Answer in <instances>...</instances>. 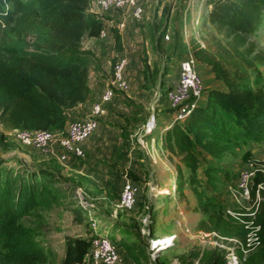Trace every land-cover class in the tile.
I'll return each mask as SVG.
<instances>
[{
    "label": "rangeland",
    "instance_id": "rangeland-1",
    "mask_svg": "<svg viewBox=\"0 0 264 264\" xmlns=\"http://www.w3.org/2000/svg\"><path fill=\"white\" fill-rule=\"evenodd\" d=\"M138 1L144 9L141 21L133 19L131 9L102 11L96 0H88L86 7L87 13L103 21L102 31L107 36L102 37L101 31L96 37L85 36L82 40L81 51L91 59L92 95L89 102L74 109L69 124L91 116L94 105L102 102L106 90L112 89L116 61L123 57L128 60L125 75L129 89L113 90L112 100L103 103L104 112L97 118V131L87 140L91 144L95 141L98 147L87 150L83 144L84 157L70 156L60 162L22 145L14 138L19 128L0 123L4 145L0 144V161L5 168L20 173L48 168L58 175L61 187L74 189L63 207L38 209L21 225L36 248L43 251L40 264H64L68 238L88 240L94 235L107 236L112 241L141 240L149 253V240L174 236L172 246L156 254L159 264H186L182 258L191 254L190 264H204L214 257L224 264H264L260 259L264 232L259 221L264 182L257 181H263L264 141L222 153L212 152V146H200L195 152L168 148L163 143L176 116L166 94L178 83L181 63L190 55L203 84L201 100L205 101L212 88L226 89L216 79L215 69L220 66L230 71L243 66L251 74V86L264 88V21L256 37L244 43L235 36L227 38L217 27L205 25L204 7L194 14V20H189L188 15L186 19L179 17L178 12L187 10L189 14L195 10L196 0L186 4V0ZM115 30L123 38L122 52L115 48ZM45 32V23L24 10L18 11L14 23L0 20V104L10 92L8 82L21 64L23 52L33 50L36 35L43 36ZM190 165L197 166V183L179 190L180 176L187 180L193 176ZM213 166L227 169L228 173L210 180L206 171ZM248 168L255 173L251 191L260 190L249 199L239 189L240 174ZM127 180L139 189L131 211L119 207ZM80 186L89 188L87 194L95 197L92 200L96 204L94 209H82V223L71 211L79 206L80 199L75 194ZM214 206L222 209L226 219L243 227L244 237L210 230L206 220ZM117 248L122 264H134L121 247ZM0 252L4 253L1 245ZM84 261L89 263L90 252Z\"/></svg>",
    "mask_w": 264,
    "mask_h": 264
},
{
    "label": "trees",
    "instance_id": "trees-1",
    "mask_svg": "<svg viewBox=\"0 0 264 264\" xmlns=\"http://www.w3.org/2000/svg\"><path fill=\"white\" fill-rule=\"evenodd\" d=\"M207 1L211 10L205 25L223 30L227 38L235 36L247 43L256 37L263 25L264 0ZM38 3L42 6L36 7ZM87 5L88 0H34L27 3L0 0V20L14 23L18 11L24 10L44 22L46 27L43 36L36 35L38 40L34 49L23 52L17 72L9 79L10 92L0 104V123L5 127L65 132L72 123L69 124L75 115L74 109L89 102L92 95L89 86L91 59L81 51V44L85 36L100 34L103 21L87 13ZM114 32L115 48L122 52V35L118 30ZM215 75L226 89H210L205 101L201 100L185 121L173 122L163 137L168 148L196 152L200 146H212V152L222 153L226 149L264 141V88L251 86V74L243 66L232 71L220 66L215 69ZM0 144L3 145L1 140ZM190 166L193 176L187 180L181 175L179 190L197 183L194 176L197 166ZM227 173V169L215 166L206 171L210 180L215 179V175ZM59 180L48 168L20 173L5 168L0 161V245L4 251L0 252V264H40L43 251L36 248L21 221L33 216L38 209L50 211L65 205L74 189L68 191L61 187ZM262 180L257 181L264 182V175ZM252 194L255 197L256 191ZM71 211L76 214L77 221H84L80 206ZM206 221L210 230L225 236L242 238L245 235L243 227L226 219L220 207L214 206ZM259 221L264 232V202ZM92 239L68 238L64 264H87L84 258L91 250ZM114 242L134 264L151 263L148 246L141 240L121 238ZM192 257L193 254L182 259L190 264ZM260 259L264 260V249ZM155 261L159 264L157 259ZM204 264L224 262L214 257Z\"/></svg>",
    "mask_w": 264,
    "mask_h": 264
},
{
    "label": "built area",
    "instance_id": "built-area-1",
    "mask_svg": "<svg viewBox=\"0 0 264 264\" xmlns=\"http://www.w3.org/2000/svg\"><path fill=\"white\" fill-rule=\"evenodd\" d=\"M97 7L105 12L113 10H132V17L136 21H141L144 15V9L138 0H96ZM124 27V24H121ZM106 33L102 31V37ZM127 58H120L113 68L112 89L106 90L102 96V102L96 103L93 107L91 116L72 122L65 132H54L50 130H21L14 131L16 141L24 146L30 147L46 156L55 157L60 162H65L70 156L82 158L85 151L82 147L99 127L97 118L103 114V103L110 102L114 96L115 89L127 91L129 83L126 79ZM195 60L190 55L181 63V72L178 83L167 93V100L172 109L175 110V121H184L191 111L201 101L203 84L195 68ZM264 173V170H262ZM255 173L250 168L241 172L239 177V189L244 198L249 199L253 191L251 184ZM256 192H260L257 188ZM138 187L127 180L123 186L119 207L125 211L134 209ZM76 198L79 196V205L82 209H87L80 194L76 192ZM256 195V194H255ZM173 237V238H172ZM174 241V236L163 237L161 239L149 240V256L151 261H155L156 254L162 249L171 245L170 240ZM173 244V243H172ZM88 264H122V258L114 241L103 235H94L91 240L90 261Z\"/></svg>",
    "mask_w": 264,
    "mask_h": 264
},
{
    "label": "crops",
    "instance_id": "crops-1",
    "mask_svg": "<svg viewBox=\"0 0 264 264\" xmlns=\"http://www.w3.org/2000/svg\"><path fill=\"white\" fill-rule=\"evenodd\" d=\"M188 1L189 0H186V2L184 4H186ZM188 5H190V2H189ZM194 7H195V10H191L189 14H188V11L187 10H185V12H181V13L178 12L179 17H181V18L184 17V19H186L187 18V15H188L189 16V20H191V19L194 20V14L196 15L198 13V11H201L203 9V7L206 8L205 11H206L207 14L211 10V6L209 5V3H208L207 0H196L194 2ZM161 15H163V11H162V14ZM83 144H84V147L87 150L91 149V147H96V146L98 147V145H97V143L95 141H93L92 144L89 143V142H87V141L84 142ZM88 189H89L88 187H81L80 186V187H78L77 192L80 194L83 202L88 206L87 208H89L91 210V209H94V207H96V204H94V201H93L95 199V197L94 198H90L89 197V194H87L88 193ZM104 193L106 195V190L104 191ZM112 195H113V193H112ZM120 195H121V193H120ZM87 197L90 199L91 202H93V204H91L90 202H88V200H87L88 198Z\"/></svg>",
    "mask_w": 264,
    "mask_h": 264
},
{
    "label": "bare ground",
    "instance_id": "bare-ground-1",
    "mask_svg": "<svg viewBox=\"0 0 264 264\" xmlns=\"http://www.w3.org/2000/svg\"><path fill=\"white\" fill-rule=\"evenodd\" d=\"M170 237H171V236H170ZM172 238H173V237H172ZM169 240H170V242H171V245H169L168 247L172 246V243H173L171 239H169Z\"/></svg>",
    "mask_w": 264,
    "mask_h": 264
}]
</instances>
